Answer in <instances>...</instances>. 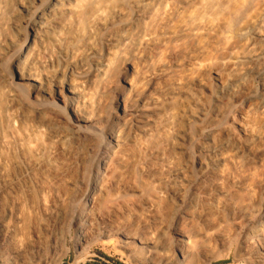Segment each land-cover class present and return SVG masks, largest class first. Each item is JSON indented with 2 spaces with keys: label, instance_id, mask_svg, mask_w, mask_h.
<instances>
[{
  "label": "bare ground",
  "instance_id": "1",
  "mask_svg": "<svg viewBox=\"0 0 264 264\" xmlns=\"http://www.w3.org/2000/svg\"><path fill=\"white\" fill-rule=\"evenodd\" d=\"M69 244L264 264V0H0V264Z\"/></svg>",
  "mask_w": 264,
  "mask_h": 264
},
{
  "label": "rangeland",
  "instance_id": "2",
  "mask_svg": "<svg viewBox=\"0 0 264 264\" xmlns=\"http://www.w3.org/2000/svg\"><path fill=\"white\" fill-rule=\"evenodd\" d=\"M128 72H129V66H128ZM69 247L71 248L70 253L68 254L67 258H65V260L63 261V264H117V263L136 264L131 260V258L123 257L121 254L117 253L116 248L112 246H107L105 248H102L101 246L96 245L92 247L88 252L81 254L79 256H77L79 252H75L76 250L74 249L72 244H69ZM102 255L107 256L109 259L108 260L104 259L103 257H101ZM177 257L178 255L174 251L173 254L170 256L168 263L174 264ZM213 264H235V263L233 259L230 257L229 259L218 260Z\"/></svg>",
  "mask_w": 264,
  "mask_h": 264
},
{
  "label": "trees",
  "instance_id": "3",
  "mask_svg": "<svg viewBox=\"0 0 264 264\" xmlns=\"http://www.w3.org/2000/svg\"><path fill=\"white\" fill-rule=\"evenodd\" d=\"M101 257H103L104 259L108 260L109 258L105 255H102ZM117 264H122V263H117Z\"/></svg>",
  "mask_w": 264,
  "mask_h": 264
}]
</instances>
